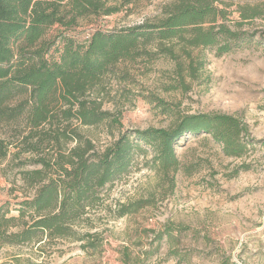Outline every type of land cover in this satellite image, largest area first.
Wrapping results in <instances>:
<instances>
[{"label": "trees", "instance_id": "trees-1", "mask_svg": "<svg viewBox=\"0 0 264 264\" xmlns=\"http://www.w3.org/2000/svg\"><path fill=\"white\" fill-rule=\"evenodd\" d=\"M216 2L173 0L154 23L114 32L95 30L79 41L65 32L79 20L99 14L100 0H0V160L9 157L19 160L15 166L34 168L21 173L31 193L14 200L16 216L10 214L8 201L0 205V248L31 247L43 255L46 248L68 242L79 243L83 252H96L99 234L89 230L97 211L120 219L150 206L149 200H138L116 203L113 211L108 210L106 188L138 165L161 182H170L169 175L181 167L174 147L185 134L210 136L229 158L245 153L241 136L248 133L247 125L219 113L184 116L174 129L118 133L103 146L78 132V127L111 126V115L89 96L114 65L150 56L147 47L153 42L155 52L174 59V51L162 44L178 40L189 77L194 78L202 63L195 64L185 48L226 53L231 44L244 39L245 33L238 31L244 23L264 21V7H240L232 30ZM114 11L109 8L102 14ZM54 26L66 31L48 41L45 35ZM181 72V63L175 62L180 80ZM163 239H172L166 227L154 236L156 247ZM119 255L121 264H138L127 248Z\"/></svg>", "mask_w": 264, "mask_h": 264}, {"label": "rangeland", "instance_id": "rangeland-1", "mask_svg": "<svg viewBox=\"0 0 264 264\" xmlns=\"http://www.w3.org/2000/svg\"><path fill=\"white\" fill-rule=\"evenodd\" d=\"M100 1L99 14L79 20L67 32L54 26L45 39H56L62 31L84 41L95 30L114 32L154 23L173 0ZM256 6L264 7V0L215 4L225 12V25L232 30L239 20L238 8ZM109 8L115 11L102 14ZM238 31L245 33L244 39L220 55L212 49L185 48L195 64L202 63L194 78L189 77L188 60L178 40L162 44L174 51V59L155 52L153 42L147 47L150 56L114 65L89 96L111 115V126L78 127V132L103 146L118 133L174 129L184 116L219 113L247 125L248 133L241 136L246 145L241 157H226L222 146L206 134H185L174 147L181 167L169 175L170 182H161L158 175L138 165L106 188L108 210L113 211L116 203L138 200H149L150 206L120 219L97 211L89 230L99 234L96 252H83L79 243L68 242L46 248L43 255L31 247H2L0 264H121L122 248L138 264H264V21L246 22ZM175 62L182 65L181 80L174 73ZM137 157L141 163L142 157ZM18 161L0 160V205L8 201L14 216V200L31 193L21 173L34 169L15 166ZM164 227L172 239H163L156 247L154 236ZM14 258L20 261L15 263Z\"/></svg>", "mask_w": 264, "mask_h": 264}]
</instances>
